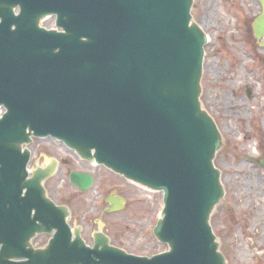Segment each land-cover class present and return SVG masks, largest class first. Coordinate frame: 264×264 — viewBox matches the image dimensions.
I'll return each instance as SVG.
<instances>
[{
  "label": "water",
  "instance_id": "1",
  "mask_svg": "<svg viewBox=\"0 0 264 264\" xmlns=\"http://www.w3.org/2000/svg\"><path fill=\"white\" fill-rule=\"evenodd\" d=\"M259 2L252 29L264 47ZM192 3L0 0V264H225L209 223L224 196L221 135L199 101L208 39ZM48 16L58 31L40 26ZM32 138L162 193L152 233L167 251L135 256L99 232L87 246L67 208L46 196L55 163L29 173ZM70 182L86 191L93 177L75 172ZM42 234L48 244L33 248Z\"/></svg>",
  "mask_w": 264,
  "mask_h": 264
},
{
  "label": "rangeland",
  "instance_id": "2",
  "mask_svg": "<svg viewBox=\"0 0 264 264\" xmlns=\"http://www.w3.org/2000/svg\"><path fill=\"white\" fill-rule=\"evenodd\" d=\"M259 13L258 0H193L191 8L193 22L208 38L200 102L221 135L214 165L224 196L211 214L210 226L226 264H264V170L255 163L264 154V48L252 31ZM52 20L43 25L51 28ZM27 149L30 170L46 158L56 162L54 175L44 184L47 196L70 210L69 224L81 229L87 244L92 245L97 222L111 245L124 251L151 257L167 250L152 236L162 207L161 193L83 162L49 138H33ZM72 171L93 175L91 188L80 192L71 185ZM109 196L123 198L124 207L106 211ZM48 239L40 235L32 243L41 248Z\"/></svg>",
  "mask_w": 264,
  "mask_h": 264
},
{
  "label": "bare ground",
  "instance_id": "3",
  "mask_svg": "<svg viewBox=\"0 0 264 264\" xmlns=\"http://www.w3.org/2000/svg\"><path fill=\"white\" fill-rule=\"evenodd\" d=\"M259 157V156H258ZM262 161L264 159V154L262 156V158H260ZM70 177V175H68ZM109 199L113 200L114 202H118L119 204H121V209L124 207V203H125V200L121 197H115V196H109ZM118 205V204H117Z\"/></svg>",
  "mask_w": 264,
  "mask_h": 264
},
{
  "label": "flooded vegetation",
  "instance_id": "4",
  "mask_svg": "<svg viewBox=\"0 0 264 264\" xmlns=\"http://www.w3.org/2000/svg\"><path fill=\"white\" fill-rule=\"evenodd\" d=\"M246 94L248 95V97H250V90H247V91H246ZM255 163H256L257 166H259L257 161H255ZM72 172H73V171H72ZM72 172H70L69 175H70ZM74 172H75V171H74ZM68 181H69V176H68ZM70 220H71V219H70ZM92 239H93V236H92Z\"/></svg>",
  "mask_w": 264,
  "mask_h": 264
}]
</instances>
